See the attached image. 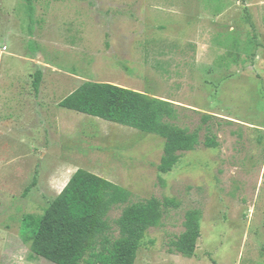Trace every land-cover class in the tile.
Listing matches in <instances>:
<instances>
[{"label": "rangeland", "instance_id": "obj_1", "mask_svg": "<svg viewBox=\"0 0 264 264\" xmlns=\"http://www.w3.org/2000/svg\"><path fill=\"white\" fill-rule=\"evenodd\" d=\"M87 81L186 107L193 129L211 114L220 146L206 147L203 131L161 173L160 136L60 106ZM80 168L132 201L178 204L147 230L135 264H264V0H0V264H54L32 253L27 220ZM192 209L201 236L185 256L171 242Z\"/></svg>", "mask_w": 264, "mask_h": 264}, {"label": "trees", "instance_id": "obj_2", "mask_svg": "<svg viewBox=\"0 0 264 264\" xmlns=\"http://www.w3.org/2000/svg\"><path fill=\"white\" fill-rule=\"evenodd\" d=\"M42 80V73L37 72V93ZM60 106L160 136L165 140L159 166L164 174L177 165L185 152L202 143L203 131L206 147L220 146L212 128L215 116L202 114L201 123L193 129L183 122L186 107L129 87L87 81ZM69 180L45 212L26 224L35 226L31 237H24L31 241L34 256L54 264H135L147 230L161 224L166 208L178 206L173 199L156 197L132 201L130 190L82 168ZM119 206H123L122 212L113 226L109 216ZM201 215L199 209L187 211L186 229L171 242L172 252L194 254L201 236Z\"/></svg>", "mask_w": 264, "mask_h": 264}, {"label": "crops", "instance_id": "obj_3", "mask_svg": "<svg viewBox=\"0 0 264 264\" xmlns=\"http://www.w3.org/2000/svg\"><path fill=\"white\" fill-rule=\"evenodd\" d=\"M72 176H73V175H72ZM72 176L70 175V179H71ZM69 181H70V180H69ZM62 191H63V190H62ZM62 191H61V192H62Z\"/></svg>", "mask_w": 264, "mask_h": 264}]
</instances>
